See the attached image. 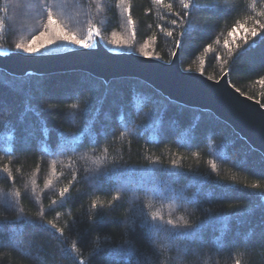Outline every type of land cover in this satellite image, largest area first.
I'll return each mask as SVG.
<instances>
[{"label":"trees","instance_id":"trees-1","mask_svg":"<svg viewBox=\"0 0 264 264\" xmlns=\"http://www.w3.org/2000/svg\"><path fill=\"white\" fill-rule=\"evenodd\" d=\"M261 25L264 0H0L1 51L82 48L57 32L91 28L120 52L179 48L183 70L227 73L264 106ZM41 33L54 43L17 47ZM237 260L264 264V156L229 124L136 78L0 69V264Z\"/></svg>","mask_w":264,"mask_h":264},{"label":"water","instance_id":"water-1","mask_svg":"<svg viewBox=\"0 0 264 264\" xmlns=\"http://www.w3.org/2000/svg\"><path fill=\"white\" fill-rule=\"evenodd\" d=\"M93 48L60 53L0 52V69L16 77L83 71L106 83L140 79L179 104L209 111L229 124L264 156V106L242 94L225 73L214 80L181 67L179 48L170 62L136 53L108 49L98 35Z\"/></svg>","mask_w":264,"mask_h":264},{"label":"snow or ice","instance_id":"snow-or-ice-1","mask_svg":"<svg viewBox=\"0 0 264 264\" xmlns=\"http://www.w3.org/2000/svg\"><path fill=\"white\" fill-rule=\"evenodd\" d=\"M185 8H188V5L185 4L184 5ZM49 22L50 23H53L55 24L56 21L51 17L49 16ZM173 24L176 23V20H173L172 21ZM261 28H264V25H261L260 26ZM241 29H243L246 33L248 31H250V34L252 36H256L257 34V31H256V28H252L250 30L247 29V27L245 25H242V24H236L231 30H230V33L229 35L235 37V35L237 34L238 31H240ZM46 34L45 33H41L39 36H35L33 37L32 41L29 42L28 45H23V44H20V45H17L18 48H21V49H24L25 51L29 52V53H33V52H36V51H39L40 48H44L46 45H51L54 43V41L52 39H47L46 41L45 40H42L41 38L43 36H45ZM57 35H58V38H62L63 40L65 41H68L70 43H74L76 45H79V46H82V47H88L89 45L84 41V40H80V39H77L74 35H69L68 33L64 32L63 30H58L57 32ZM91 36V33L89 34ZM98 35V33H97ZM169 36L172 35L171 32L168 33ZM246 39V37H244ZM37 42H39V47H37ZM178 44L180 43V41L177 42ZM225 45H229V41H225ZM211 47V46H209ZM145 56H148L149 53L148 52H145L144 53ZM262 84H264V79H262L260 81ZM74 134H69L68 137H66L65 139H67L69 142L71 141L72 139V136ZM213 167H215V164L212 165ZM6 171V170H5ZM255 186V185H254ZM68 191V189H63L60 193L61 196H64V194ZM95 207V205H93ZM159 216V214L157 213L156 216L153 217V219L155 220L156 217ZM162 219V218H161ZM168 224H172V221H167ZM172 227L173 228H177V227H183V225H180V224H172ZM235 264H240V262L237 260L235 262Z\"/></svg>","mask_w":264,"mask_h":264},{"label":"rangeland","instance_id":"rangeland-1","mask_svg":"<svg viewBox=\"0 0 264 264\" xmlns=\"http://www.w3.org/2000/svg\"><path fill=\"white\" fill-rule=\"evenodd\" d=\"M91 33V36L89 35ZM85 42L89 45L88 47H82V48H93L95 47V43H96V38L95 35L93 34V30L90 28L89 32H88V36L85 39ZM102 42V41H101ZM109 49V48H108ZM110 50H114V49H110ZM114 51H118V50H114ZM2 53H6L8 51H1ZM120 52V51H118ZM127 53H133V52H127ZM160 60V59H159Z\"/></svg>","mask_w":264,"mask_h":264}]
</instances>
